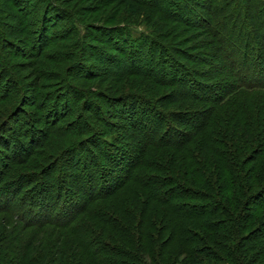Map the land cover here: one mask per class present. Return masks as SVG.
Returning a JSON list of instances; mask_svg holds the SVG:
<instances>
[{"label":"trees","instance_id":"obj_1","mask_svg":"<svg viewBox=\"0 0 264 264\" xmlns=\"http://www.w3.org/2000/svg\"><path fill=\"white\" fill-rule=\"evenodd\" d=\"M131 1L155 11L146 14V20L159 15L138 37L132 33L133 23L121 25L105 12L104 18L94 16L92 22L83 23L76 10L57 0H0V83L8 88L0 93V145L5 154L18 156L6 172L0 170V264H264V1L179 0L183 6L172 0ZM224 5L240 16L249 13L246 23L254 25L255 32L229 24V15L222 13ZM195 7L206 13L195 12ZM6 9L10 17L4 21L12 19L13 24L2 20ZM169 21L206 33L208 40L191 38L214 56L216 62L209 64L216 71L203 77L218 82L196 79L192 74H199L197 70L189 71L185 63L167 57L172 50L164 39L185 38ZM9 32L22 35L18 39L22 47L6 38ZM225 32L231 36L223 37ZM52 41L63 43L53 52L54 60H47L46 48ZM95 42L108 50L93 46ZM252 43H257L254 54L249 49ZM14 57L31 60L34 77L41 75L51 85L42 94L53 101L47 115L48 104L38 105L36 92L28 95L32 92L26 87L32 84L23 83L28 68L19 64L21 72H13ZM185 57L204 64L196 55ZM85 58L91 60L87 67ZM70 59L74 71L83 69L75 84L68 79V66L62 65ZM131 76L147 82L146 98L115 96V102L126 104L117 109L130 125L119 127L124 139L114 134L112 142L106 141L103 133L113 124L100 115L96 104L90 110L86 97L94 83L89 82L99 78L116 84ZM154 87L166 91L155 97L156 92L150 91ZM146 100L164 113L155 112ZM142 104L152 113L142 110ZM78 105L94 116L78 113ZM170 105L178 110L165 111ZM22 106L37 110L26 113ZM23 114L33 118L24 132L19 122ZM14 115L17 133L28 142L9 133L7 121ZM40 122L45 126L40 128ZM69 129L77 139L65 143L64 131ZM90 145H100L105 159L122 174L105 175L96 159L88 164L95 155ZM79 146L89 153L84 159L79 155L76 164L69 151L80 153ZM63 157L65 164L57 174L65 177L61 185L66 192L63 188L49 194L44 182L29 183L41 173L57 170ZM65 166L80 168L81 173L76 176ZM19 167L31 172L20 173ZM67 176L78 180L84 196L67 195L70 191L63 184Z\"/></svg>","mask_w":264,"mask_h":264},{"label":"rangeland","instance_id":"obj_2","mask_svg":"<svg viewBox=\"0 0 264 264\" xmlns=\"http://www.w3.org/2000/svg\"><path fill=\"white\" fill-rule=\"evenodd\" d=\"M103 1L104 0H57V2L60 3V5H62V7L70 8L72 11L76 10V14L78 13V15L82 16V18H83L82 22L83 23L92 22L93 21L92 18L94 16L100 17V18H104V16L102 15V14H104V12L106 13L105 15L107 17L111 14L110 18H112L114 20L118 19V23L121 24V25H124L125 24L124 22H127V23L131 22V23L134 24V26L132 27V33L136 37H138L141 32H145V33L147 32V26H148L147 24L151 23L154 20V16L156 14H158V13H156L155 15L153 14L152 19H149V20L147 19L146 20V18H145L146 14H149L151 12H155V11H152L151 8H148L146 6H138V5L134 4L131 0H118L119 2L117 1V3H115V0H114V1L110 2L109 4L104 3ZM201 1L202 2H209V0H201ZM223 1H225V0H213V2L220 3V4L223 3ZM170 2L171 3H175L177 5L178 4L182 5V3H184V2H181L179 0H172ZM219 6L221 8V5H219ZM222 7H224L222 13L225 12V13H227L229 15V20H228L229 24L232 22L233 24H236L238 27L240 26L241 28H243V27L244 28H248L247 30L255 32L254 27H253L254 25L250 27L246 23L247 22L246 20H248V19H246V17L249 16V13L244 12L243 16L242 15L240 16L239 13H236V14L235 13H231V10L228 7H226L225 5L222 6ZM7 10L8 9H6V11L3 13V19H2L3 21L10 17L9 15H7L8 12H9ZM26 12H30V8ZM195 12L204 14V13H206V10L203 9V7L202 8L201 7H195ZM253 12L254 11L252 10L251 13H253ZM34 14H36V13L30 14L29 18L30 19L33 18ZM156 18H159V15H156ZM4 22H9V24H13L14 21L12 19H10V20L4 21ZM102 22H104V21H102ZM111 23H113V21H111ZM168 23L171 26H173V25L177 26L178 29L182 32L183 37L185 36V38L180 40V41L169 40V38H167V40L164 39V41L167 42L168 47L172 50V52H170V55H168L167 57H169L170 59H178L179 61L185 63L184 65L187 68H189L188 69L189 71L197 70V72H199V74H197V75L192 74V77H195V78L197 77L196 79L201 80V79L204 78L203 80L207 81V82H211V83L218 82L217 81L218 79L217 80L216 79H208L206 77H203V75H205V74L207 76H210L214 71H216V69L213 68L211 64H209V63H211V61H213L212 59H213L214 56L213 55L210 56V55H207L205 53L207 51L206 50L207 48H205V47H201L202 49L200 47L198 48L197 45L199 43H194L195 41L192 40V38H191L192 35L193 36L196 35L198 37V40L200 39L199 41L208 40L209 37L207 35H205L206 33L201 31L202 29H200L198 27L194 28L195 26H192V25H190L192 27H190L188 25V28H187V26H184L183 24H175V23L170 22V21ZM253 23H255V20H254ZM106 24H108V23H106ZM256 26H257V24H256ZM55 30H57V29H55ZM79 30H80L81 33H83L85 31V29L81 28V27L79 28ZM85 33L86 32H84V35H85ZM94 35L98 36L96 32H94ZM6 36H7L6 38H9V41H11L15 46H18V45L21 46V47L23 46L21 43H19V40H18L19 38L22 37V35H20V34L18 35L16 33L9 32V33H7ZM224 36L230 37L231 35L228 32L227 33L225 32L223 37ZM94 38H97V37H94ZM231 38H233V37H231ZM51 43L46 48V52H47L46 53V55H47L46 58H47V60H54L52 58L53 52L55 53V50H57V48L60 47L59 45L62 44L63 41H62V43H60V42L57 43V42H54V41H52ZM93 46H96L97 48L104 49L105 51L108 50V47H106L105 45H101L99 42H95ZM255 46H257V43L256 44L252 43V45L249 46V49H251L250 51L253 54L255 52V48H256ZM241 48H242V46H241ZM239 51L242 52V49L239 48ZM65 52L68 53V51H65ZM110 53H111V51H110ZM211 53H213V52H211ZM111 54H113L115 57H118V56L119 57H121V56L123 57V55H120V54L118 55V53H111ZM190 54L196 55L197 58H201L202 62L204 64L203 65L197 64L198 61L196 62V60H194V59L193 60L185 59V58H187L185 56L186 55H190ZM240 54L241 53H238V55H237L238 56V60L236 61L237 63H239L241 61L240 60V58H241ZM253 54H250V56L253 55ZM91 55H93V54H91ZM170 59H168V60H170ZM85 60L88 63L86 61H84V63H85L84 66L87 67V64H91L90 63L91 60L90 59L88 60L86 58H85ZM72 61H74V60L70 59L69 61H63L62 65L66 64L68 66L66 68V72H68V76H71V78L73 77L72 79L71 78H68V79L71 82H74V84H75L76 83V79H77V75H79L77 72H81V71H83V69L80 68L79 70L77 69V71L76 70L74 71L72 69V67H71L72 64H73ZM31 62H32L31 60H25V59H22V58H19V57H14V58H12V60L10 62L11 63L10 65L13 66V72H15V70L17 69V66L19 64H22V66H26L28 68L27 71H25V73H27V72L28 73L24 77L22 76L23 83L24 84H32L31 87H26V88L27 89H29V88L31 89L32 93L28 94L29 96L36 92V96L38 97L36 99V102L38 103V105H41V104H45L46 105V104H48V106L45 109V113H44V114L47 115V110L52 109V105L51 104L53 103V101H48L50 99L47 100L46 98H50V97H47V96L42 97V94H43L44 91L49 90L51 85H49V82L46 81L43 77L41 78V75L40 76L39 75H35V77H34V72L30 70L31 69ZM69 62H71V63H69ZM202 62H201V64H202ZM213 62H216V61H213ZM246 62L249 64L250 60H247ZM206 63H208V64L205 66ZM262 65L264 66V63H262ZM17 70H18V73L21 72V71H19V69H17ZM1 78L2 77H1V74H0V81L2 80ZM95 80L96 81L92 82V83L88 81L89 84H93L94 83V85H92V88H90V93H88V96L86 97L88 99V102L91 105V109L90 110L94 109L93 107L96 104L97 105L96 107L97 108L99 107L100 110L102 111L100 113V115L103 114L104 116H106L105 118L108 119V121L112 122V124H113V126H111L112 128H108V129H106L104 131L103 137H104V139L106 141H111L110 139H112L114 134H116L117 137H119V138L121 137L122 139H124V136L122 135V131H121L122 128H119V127L122 126V127H124L126 129L130 125V122L125 117L124 113L119 112L118 109H117L119 107H126V104L125 103H123V104L121 103L120 104L119 102H115V98H116L115 96L119 95V94L122 95L123 93H128V94H134V95L137 94L140 97L145 99L146 97L144 95H146L147 92H144V91H146L147 82L145 80H143L142 78L138 77V76H131V77L127 78L126 80L120 81V83L119 82H115L116 84H113V83L111 84V81H109V79H104L103 80V79L97 78ZM222 82H224V81H222ZM36 83L38 84V86L41 87V89H36L35 85H33V84H36ZM224 83H221V84L224 85ZM96 84H98L97 87L95 86ZM2 85H3V83H0V93L4 90L3 87H5V86H2ZM112 86H114V88H112ZM6 89L8 90L7 86L5 87V90ZM150 91L156 92V94L154 96L155 97H159V95L161 96L162 93H164L166 90L154 87V89L150 90ZM217 91H220V93H222L221 89L217 90ZM66 95H68V94H66ZM67 98L69 99L68 105L70 106L72 104V100L70 99L71 98L70 95H68ZM59 103H60V101H59ZM146 103L149 104V102L147 100H146ZM186 103L187 104H191V105L196 104V107L203 106V105H201V103H198L197 101H190V102L186 101ZM149 105L153 106V108L155 109V112H157L158 114L159 113L160 114L164 113V110L161 109L162 108L161 106H158V105L155 106V105H152V104H149ZM19 106H20V104L17 107H19ZM133 106H134V108H136L137 105H133ZM150 106L144 105V107H143V104H142V106L140 105L142 110H145V109L146 110H150V112H148L149 114L152 113V108ZM174 106H176V105H174ZM176 107H178V106H176ZM79 108L80 107L78 105V108H77L78 113H80V114H82V115H84V116H86L88 118H91V116L93 115V113L90 110L85 111L84 108H83V110L81 109L82 110L81 111ZM172 108H173V105H170L169 109L165 110V111H170ZM179 108H181L180 104H179ZM22 110H24L27 113V112H35L37 109L35 108V106L34 107H32V106H22ZM172 110H178V109H172ZM16 113H13V114H16ZM19 115L20 114H18L17 116H19ZM30 117H28V118H30ZM19 118H20L19 122L21 123L22 130L24 132V130L27 129V124L31 123V119L33 120V118H30L29 119L30 121H29L28 119H26V116L24 114H23V117H19ZM9 120L7 121L8 124H10V132L9 133H12L13 135L17 136V138H20L23 142H28V140H29L28 138L20 136L17 133L18 126H17V123L15 124V122H14L16 120V115H14L13 119H11L10 121ZM63 122H64L63 123V126H64L66 121L64 120ZM69 124H71V122L66 124V127H63V128L67 129L69 127ZM43 126H45V125L42 122H40L39 123V127L42 128ZM172 126H174V128H178L179 127L178 124H172ZM112 130H114V131H112ZM131 131H133V130L131 129ZM160 131H162V129ZM64 133L66 134L65 137H64L65 143L76 141L77 137H75L76 135L73 136V134L71 133V129H69L68 132L64 131ZM99 135H100V132H99ZM112 141H113V139H112ZM120 142H122V141H120ZM0 143H1V141H0ZM26 144H29V143H26ZM114 144L118 145V142L114 143ZM120 144L121 143H119V145ZM97 147H99L100 149H94L95 150L94 151L93 148H97ZM3 148H4V146L0 145V170L3 169V171L6 172V169L10 165H12L14 163V161H16L15 158H17L18 156H14L13 154L12 155L5 154L2 151ZM78 148H81V147L79 146ZM89 149L92 150L95 155L91 156L89 154L93 161H91L88 164L95 163V159H96L98 164L101 165L102 170H104V174L105 173H107V174L109 173L110 175L112 174L113 176L118 175V174L119 175L122 174V171L118 167H116L114 165V163H112L108 158L105 159V157L103 156L104 154H102V152H101L100 145H97L95 147L90 145ZM79 150H81L80 153H78V152L74 153L77 150H75V151L70 150L69 151V152H71V154H69V156L70 155L72 156L71 159H70L71 162L76 163V162L79 161L80 156H82L83 159H84V158H86V155H84V154H88L89 153L87 151H84V149H82V148L79 149ZM128 151H130V150H128ZM1 157L3 159H6V164L5 163L1 164V162L3 160V159H1ZM24 158H27V157L22 155V159H24ZM20 160L21 159H18V161H20ZM64 161H65V157H63L62 160L57 161V163H56L57 164L56 166H58L57 170L56 169L55 170H53V169L48 170V171H46L45 175H44V173H41L40 176L37 179H36V176H35V177L32 178V180L29 183L32 182L33 185L34 184L38 185V183H41V182L43 183L44 182L46 188L49 190V194L54 192V190H60V189L62 190L63 188H64L63 192H66L65 191V187H63V185H61L62 180L63 179L65 180V177L63 176L64 177L63 179H62V177L59 178L60 174H57V172L60 171V168H63L62 164H65ZM89 161L90 160L88 159L87 162H89ZM83 164H86V163L83 162ZM121 164H124V163H121ZM65 167L64 168L68 172H73V173L76 174V176H77V174L81 173L80 168L75 169L74 166L73 167L65 166ZM18 169L20 170V173L31 172V170H29V169L26 171L25 167H19ZM33 171L37 172L38 170L33 169ZM41 172H43V170ZM56 174L58 176H57V178L54 179V176ZM62 175H63V173H62ZM97 176L94 175L93 178H95V180H96ZM34 179H36V180L33 181ZM66 179H68V181H65V183H63V184H66L67 192H68V190L70 191V193L67 194V195L70 196V195H72L73 192H75V194H77V195H81V194L83 195V192H82L81 188L79 187L78 180H76L75 178L73 179L72 176H69ZM95 180H94V182H95ZM109 180L111 181L112 178L109 177ZM67 185H71L72 189L70 187H68ZM61 199H63V197ZM62 201L63 200H61L60 202H62ZM58 208L59 207H57V209ZM12 214H10V217L12 219H14ZM28 214H29V212H26V216L30 217V215H28Z\"/></svg>","mask_w":264,"mask_h":264}]
</instances>
